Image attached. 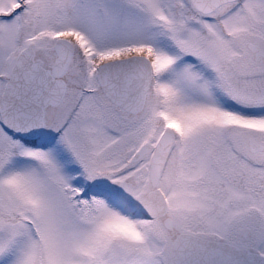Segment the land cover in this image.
Listing matches in <instances>:
<instances>
[{
  "label": "snow or ice",
  "instance_id": "1",
  "mask_svg": "<svg viewBox=\"0 0 264 264\" xmlns=\"http://www.w3.org/2000/svg\"><path fill=\"white\" fill-rule=\"evenodd\" d=\"M0 264H264V0H0Z\"/></svg>",
  "mask_w": 264,
  "mask_h": 264
}]
</instances>
